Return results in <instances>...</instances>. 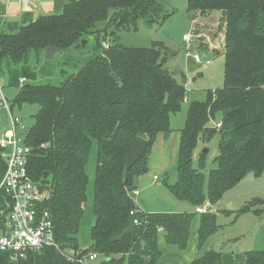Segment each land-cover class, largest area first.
Returning a JSON list of instances; mask_svg holds the SVG:
<instances>
[{
    "label": "trees",
    "instance_id": "16d2710c",
    "mask_svg": "<svg viewBox=\"0 0 264 264\" xmlns=\"http://www.w3.org/2000/svg\"><path fill=\"white\" fill-rule=\"evenodd\" d=\"M187 8L193 17L222 12L223 42L207 51H224V85L209 90L204 101L189 103L173 169L177 180L165 181L164 186L177 200L193 207L206 201L214 206L247 174H264V0H187ZM163 10L159 0H69L61 13L41 15L17 32H1L0 62H22L31 48L68 49L99 21L106 20L109 26L114 23L119 31L136 30L139 19L155 21ZM171 15H164L161 24ZM104 47L102 54L64 83L23 84L12 100L11 110L24 104L39 105L35 123L22 134L31 147L30 176L52 190L45 206L51 212L60 249L29 251L18 261L0 252V264H80L62 254L66 248L94 252L103 257L101 264H158L161 232L169 244L181 249L188 245L192 221L199 213L144 211L133 192L138 178L149 171L158 135L171 132V115L181 110L187 96L186 81H179L164 67L156 43ZM213 121L220 124L218 154L216 167L206 175L202 169L209 149L199 153L197 165L194 153L204 138L205 126ZM137 136L148 140L147 148L125 172L127 154ZM94 139L95 222L92 244L82 249L75 234L84 217L89 182L86 166ZM6 167L0 149V180ZM259 203L264 200L254 199L238 214H261ZM0 204L6 209L10 206L4 192H0ZM200 215L198 246L202 247L218 226L217 213ZM246 256V264H264V250L247 251ZM221 260L222 252L211 250L191 264H218Z\"/></svg>",
    "mask_w": 264,
    "mask_h": 264
},
{
    "label": "rangeland",
    "instance_id": "374dc122",
    "mask_svg": "<svg viewBox=\"0 0 264 264\" xmlns=\"http://www.w3.org/2000/svg\"><path fill=\"white\" fill-rule=\"evenodd\" d=\"M159 1L164 8L161 15L155 21H149L147 18L139 19L136 30L119 31L114 23L109 26L108 21H99L89 33L82 36L68 49L48 47L36 50L31 48L27 58L22 62L15 63L10 59L2 60L0 62V88L7 97L9 105L20 90L19 81L22 77L26 78L25 84L60 85L76 74L88 61L102 54L105 44L110 43L141 47H149L154 43L160 45L162 57L165 59L164 67L179 81H183L182 72L186 74L188 71L186 65L188 48L183 36L188 34L194 39V44L198 46L197 51L203 61L200 67L203 69L197 75L187 73L191 77H188L189 82L186 85L187 96L182 102L181 110L171 115L172 132L173 135L177 134V129H182L185 125L189 103L194 100L204 101L209 90H215L224 85L225 59L219 58V56L214 59L207 52L209 47L220 46L223 42L221 38L223 30L219 26L222 12L214 11L207 15L199 14L193 17L192 12L188 11L187 0ZM62 10L56 12H62ZM166 14L172 15L165 23L161 24L163 16ZM105 37L106 41L104 42ZM191 51L194 52V49ZM211 58H213V62L207 63V59ZM38 109V104H24L22 107L14 106L11 112L20 118L21 125L27 130L35 123V114ZM9 116V109L0 106V133L10 128ZM219 138V133L209 142L203 138L195 150L194 164L197 165L199 153L209 149L205 157L206 167L202 169L206 175L211 168L216 167L215 157L218 154ZM172 139L168 140L169 145L172 143ZM161 149L153 147L148 171L151 172V179L153 174L157 173L160 180L154 182L152 188L148 190L143 189L142 182L137 183L143 189L137 200L153 197V200L158 203L165 202L167 206L171 205L172 201H177L179 205H186L189 210L192 206L190 203L176 200L164 186L165 181L174 182L177 180V174L173 173V169L176 168L178 154L176 151L173 152L172 147L166 152ZM96 166L97 141L94 139L90 159L86 166L89 182L85 212L80 229L75 234L82 249H87L92 244L91 227L95 222L93 202ZM141 178L150 181L148 173ZM256 198L264 200V174L256 176L249 173L237 185L226 191L223 200L216 207L219 211L216 216L218 228L214 234L217 239L221 240L227 236V243L219 251L264 250V203L257 205V208L263 210L261 214H255L252 211L238 214L244 205L251 203ZM230 203L233 204L231 209L229 208ZM145 204L147 208H150L146 202ZM225 209H230L231 212L224 213ZM102 261L103 257L98 256L89 264H101Z\"/></svg>",
    "mask_w": 264,
    "mask_h": 264
},
{
    "label": "built area",
    "instance_id": "2783aa9c",
    "mask_svg": "<svg viewBox=\"0 0 264 264\" xmlns=\"http://www.w3.org/2000/svg\"><path fill=\"white\" fill-rule=\"evenodd\" d=\"M183 40L186 42L188 55L191 54L197 62H203L198 51H191L194 39L185 34ZM210 62L211 59H207V63ZM24 81L25 79H21V82ZM0 106L6 107L10 112V128L0 133V149L7 162L0 180V192L6 193V199L10 202L8 210L4 204H0V220L3 223V226L0 225V252L9 253L13 261H18L29 251L60 247L55 237L51 212L45 206L51 198L52 190L43 187L30 176L28 158L31 147L24 142L22 133L25 127L21 125L20 118L11 112L6 98L0 100ZM154 178L158 179V176L155 175ZM133 192L135 196L140 194L139 189ZM195 211L199 214L208 213L213 211V205L206 201L196 206ZM135 222L139 223L138 219ZM159 230L163 231V228L160 227ZM61 252L69 260L80 264H89L99 256L94 252L83 254L75 248H66Z\"/></svg>",
    "mask_w": 264,
    "mask_h": 264
},
{
    "label": "crops",
    "instance_id": "0c3cea01",
    "mask_svg": "<svg viewBox=\"0 0 264 264\" xmlns=\"http://www.w3.org/2000/svg\"><path fill=\"white\" fill-rule=\"evenodd\" d=\"M69 0H0V33H13L17 32L21 26L26 25L34 20H36L41 15L45 14H58L64 9L65 4ZM63 11V10H62ZM222 44V43H221ZM220 44V45H221ZM197 45V44H196ZM193 44L192 49L194 51H197L198 46ZM202 50L201 48H199ZM208 52V51H207ZM214 59L215 57L219 56V58H224V51H221L217 54H211L208 52ZM187 55V61L186 65L188 67L187 73H193V75L200 74L202 72V69L200 66H202V62H197L191 54ZM213 58H211V62H213ZM184 74L182 72V76L184 80L186 81V85L189 82V75ZM191 78V77H189ZM21 79H25L24 82L19 81L20 87L26 83V78L22 77ZM0 98H6L5 94H3L2 89L0 88ZM0 99V100H1ZM8 101V100H7ZM9 122H10V116H9ZM211 125H216V122H212ZM178 133L173 135L172 132V121H171V132L166 134L161 133L158 135L154 146L157 148H162L163 152H166L167 149H170L172 147L173 152L176 151V154L178 152L179 147V141H180V130L177 129ZM218 132L216 133V135ZM215 135V136H216ZM214 136V137H215ZM213 137V138H214ZM172 139V143L169 145L168 140ZM200 143V141H199ZM153 146V147H154ZM161 149V150H162ZM153 152V150H152ZM153 153H151L152 155ZM151 159V157H150ZM149 159V162H150ZM171 165V164H170ZM148 173V178L150 181H147L146 179H142L141 175L138 178L137 183H143V189H151L154 182H158L160 180V177L157 173L153 174V177L151 179V172ZM157 175L158 179H155L154 176ZM145 178V177H144ZM166 188V187H165ZM137 189H139L140 194L136 196L137 205L144 211L149 212H188L195 210V207L191 206V209L187 210L188 208L186 205H179L177 201L173 202L172 204L167 206V204L164 203H158L157 201L153 200V197H145V198H139L137 200V197H139L142 194V190L138 185ZM167 190V189H166ZM168 191V190H167ZM169 192V191H168ZM173 196V195H172ZM174 197V196H173ZM175 198V197H174ZM176 199V198H175ZM177 200V199H176ZM223 200V198L214 205L213 212L217 213L219 212L216 208L217 205ZM145 202L150 208H147ZM229 203V202H228ZM229 208H233V204H229ZM229 209V210H230ZM218 214V213H217ZM200 218L201 215L197 214L194 220L191 224L190 229V237L188 245L185 249L179 248L177 245L169 244L165 240L164 233L161 232L159 235L158 243L159 247L162 251V256L158 261V264H191L192 261H194L197 258L202 257L206 252H209L211 250H219L221 247H224L227 243V236H224V239H217L215 234H212L205 244L202 247L198 246V230L200 225ZM229 238V237H228ZM235 238V237H234ZM248 250H227L222 252V260L218 264H246L247 262V256L246 252ZM96 260V259H95Z\"/></svg>",
    "mask_w": 264,
    "mask_h": 264
},
{
    "label": "water",
    "instance_id": "95a60500",
    "mask_svg": "<svg viewBox=\"0 0 264 264\" xmlns=\"http://www.w3.org/2000/svg\"><path fill=\"white\" fill-rule=\"evenodd\" d=\"M218 127L216 125H207L205 126L203 130V137L204 139L209 142L218 132ZM166 136L168 133H165ZM148 140L137 136L134 139L133 145L131 150L127 154L126 162H125V172H128L129 169L142 157V155L145 153V150L147 148ZM207 151V149H205ZM173 171V170H172ZM171 171V172H172ZM0 225L3 226V223L0 220Z\"/></svg>",
    "mask_w": 264,
    "mask_h": 264
}]
</instances>
